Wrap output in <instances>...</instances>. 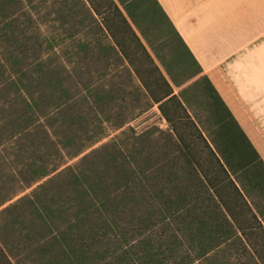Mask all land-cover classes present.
<instances>
[{
	"label": "rangeland",
	"instance_id": "rangeland-1",
	"mask_svg": "<svg viewBox=\"0 0 264 264\" xmlns=\"http://www.w3.org/2000/svg\"><path fill=\"white\" fill-rule=\"evenodd\" d=\"M198 73L154 0H0V264H130L149 217L184 264H264V165Z\"/></svg>",
	"mask_w": 264,
	"mask_h": 264
},
{
	"label": "crops",
	"instance_id": "crops-1",
	"mask_svg": "<svg viewBox=\"0 0 264 264\" xmlns=\"http://www.w3.org/2000/svg\"><path fill=\"white\" fill-rule=\"evenodd\" d=\"M264 165V0H154Z\"/></svg>",
	"mask_w": 264,
	"mask_h": 264
},
{
	"label": "trees",
	"instance_id": "trees-1",
	"mask_svg": "<svg viewBox=\"0 0 264 264\" xmlns=\"http://www.w3.org/2000/svg\"><path fill=\"white\" fill-rule=\"evenodd\" d=\"M92 9H94L95 11L93 5ZM113 12L115 13V15H117L119 19L122 20L123 24L128 28L129 26L127 21L125 20L122 12L116 5H113ZM166 97L167 100H170L171 98H174V95H172V92H167L163 98ZM236 125L238 126L237 123ZM238 128L240 130L239 126ZM240 132L245 141L248 143L250 149L259 159V156L257 155L256 151L252 147V144L250 143L249 139L244 134L242 129ZM260 162L262 163V161ZM221 167L223 168L222 165ZM223 170L227 174L224 168ZM232 184L235 187L234 189L237 190L239 196H241L243 199L241 192L233 181ZM243 201L245 202L244 204L248 205L244 199ZM251 216L257 220L256 215L252 211ZM134 225V228H128V231L122 232L120 234V241L122 242L124 249L123 254L125 257H128V261L130 264H184V262L187 261L188 257L182 256L180 259H176L174 258V256L170 257V254H167V252L171 250V246L176 243V239L172 240L170 239L169 235L155 233L153 229V226H155V221L152 217H149L145 222L144 220L140 219L136 221Z\"/></svg>",
	"mask_w": 264,
	"mask_h": 264
}]
</instances>
